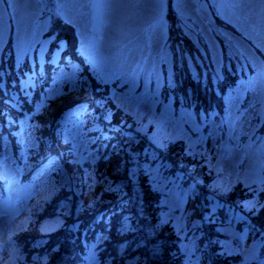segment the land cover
<instances>
[{
  "label": "rangeland",
  "instance_id": "rangeland-1",
  "mask_svg": "<svg viewBox=\"0 0 264 264\" xmlns=\"http://www.w3.org/2000/svg\"><path fill=\"white\" fill-rule=\"evenodd\" d=\"M237 3L240 7H233ZM168 4L169 0H166L162 34L155 27V0H39L38 4L15 5L18 19L23 17L31 26L30 48L25 55L14 46V31L9 34L11 39L6 36L0 44L2 120L13 119L17 124L13 127L19 137L21 154H27L34 141L31 133L35 131L31 129L29 119L39 114L44 116L45 122L49 119V102L67 91L65 79L73 83L74 90L79 87L80 75L75 74V69H82L80 56L83 55L91 69L101 73L107 83L116 84L114 99L118 105L146 120L149 128L153 127L154 143L161 144L167 139L185 141L198 154L202 150L209 155L221 174L218 185L228 189L243 182L257 189L258 195H264V3L260 0H192V3L173 0L175 13L171 14ZM37 8L35 18H32L30 13ZM172 15L176 18V27L174 20L168 19ZM58 18L77 29L76 39L75 32ZM5 19H8L7 13ZM12 23L14 25L15 21ZM169 24L175 30L170 29ZM179 36L185 38L184 42H175ZM78 45H81L79 51ZM176 45L180 46L177 51ZM76 51L81 55L75 54ZM178 58L181 67L184 58L191 61L194 77L199 73L192 62L194 59L202 70L206 63L213 61L215 82L223 83L222 89L227 87L230 74L237 76L236 88L219 90V96L224 97L223 112L215 110L207 114L178 108L173 97L164 95L166 83L170 90L176 88ZM68 62L75 72L64 65L56 74L52 73L55 75L47 89L48 98L27 102L23 114L10 109L13 105V102L10 105L9 96L13 89L11 84L18 91L16 102L19 93L24 95L37 88L33 77ZM114 69H122L119 79L112 74ZM23 75L27 78L24 85L21 84ZM133 79L135 82L131 83ZM108 117L111 118L110 113ZM84 128V121L78 120L66 132L75 140L78 159H84L88 147ZM1 134L0 125V137ZM13 150L9 146L0 155V184L4 189L0 192V264H31L26 254L20 257L15 253L11 242L13 235L25 244L32 238L41 237L43 242L40 244L43 245L45 238L56 236L58 229L63 227L64 210L47 218L41 224L42 230L37 226L22 233L29 225L35 202L38 198L43 200L49 180L44 175L31 182L24 181L32 163L24 160L20 164ZM159 173L157 167L154 170L157 187L167 196L165 219L177 226L182 234L183 251L187 252L185 264H204L198 252L200 235L191 231L199 222L187 218L186 211V214L183 212L189 211L187 196L190 190L177 181H166ZM252 205H256V201L249 209ZM241 219L240 215L238 221ZM221 228L228 236L224 246L235 250L231 256L240 257L239 253L253 243L250 232L245 229L239 231L236 225L229 224ZM235 237L242 239L237 241ZM97 252L96 245L92 246L83 264H90L93 255L95 264H100Z\"/></svg>",
  "mask_w": 264,
  "mask_h": 264
},
{
  "label": "trees",
  "instance_id": "trees-1",
  "mask_svg": "<svg viewBox=\"0 0 264 264\" xmlns=\"http://www.w3.org/2000/svg\"><path fill=\"white\" fill-rule=\"evenodd\" d=\"M172 4L173 0H169L170 14L175 13ZM171 17L168 19L174 20L176 27V18ZM58 20L75 32L76 39L77 29L62 18ZM169 28L173 27L169 24ZM183 40L185 38L179 36L175 42ZM179 47L176 45V51ZM80 48L78 45V51ZM78 51L75 54L80 56ZM82 56L80 67L83 70L78 68L80 72L76 69L75 72L68 62L58 69L40 73L32 78L37 88L24 95L19 93L16 102L18 91L11 84L13 89L9 96L10 105L12 102L13 105L10 109L23 114L24 104L47 97V89L62 66L67 65L80 75V84L75 90L73 83L65 79L67 91L49 102L46 122L40 114L29 119L35 131L31 133L34 141L27 154H21L15 132L17 124L13 119L2 120L0 110V155L10 146L20 164L24 160L32 163L24 181L31 182L44 175L49 180L43 200L38 198L35 202L29 225L22 233L37 226L42 230L41 224L47 218L64 210L63 227L58 229L56 236L45 238L43 245L41 237L25 244L14 234L11 242L15 253L20 257L26 254L31 264H83L91 247L96 245L100 264H185L182 234L165 219L167 196L159 191L154 176L158 167L163 179L177 181L190 190L187 196L189 211L183 212L186 211L187 218L199 222L191 231L200 235L198 252L204 264H241L239 256L220 254L221 245L228 238L221 227L236 225L239 231L245 229L252 239L260 241L262 237L257 236V232L264 233V195H258L257 189L243 182L228 189L218 185L221 174L209 155L202 150L198 154L185 141L167 139L161 144L154 143L153 127L149 128L146 120L120 107L114 99L116 84L102 83L97 70L91 69ZM192 62L199 71L198 77L191 72L194 69L191 61L184 58L181 67L179 60L176 88L170 90L166 83L164 95L173 97L178 108L207 114L215 110L223 112L224 97L219 96V90L236 88L237 76L230 74L227 87L222 89L224 84L215 82L213 61L206 63L204 70L195 64L196 59ZM26 79L25 76L21 78L22 85L27 83ZM78 120L84 121L88 143L84 159L76 157L75 140L66 134ZM254 201L255 210L249 209ZM240 215L242 219L238 221ZM35 242L38 244L31 246Z\"/></svg>",
  "mask_w": 264,
  "mask_h": 264
},
{
  "label": "snow or ice",
  "instance_id": "snow-or-ice-1",
  "mask_svg": "<svg viewBox=\"0 0 264 264\" xmlns=\"http://www.w3.org/2000/svg\"><path fill=\"white\" fill-rule=\"evenodd\" d=\"M261 3H264V0H260ZM33 3H39V0H0V44H3L5 41V37L8 36L9 39L10 33L12 31L15 32V47L19 49L22 54H27V48H30V44H28V38L31 34V26L26 23L23 17H17V12L14 9L15 5H31ZM156 7L154 9L155 13V27L156 29L162 34L164 29V6L166 0H155ZM7 5L8 7L5 9L4 6ZM235 8H239V3L233 5ZM11 10V11H10ZM36 11H32L30 13L32 18H35ZM5 13H7L8 19H5ZM13 21L15 24L13 25ZM122 73V69H114L112 74L116 75L119 79L120 74ZM100 76L102 83H107L101 73H97ZM134 79L131 83H134ZM128 84L125 83V87ZM199 119V114L198 117ZM256 205H252V210H255ZM264 207V206H262ZM256 231V229H253ZM257 236L262 237L259 242L255 241L253 238V243L250 246H247L243 249L242 252L239 253L242 264H264V233L257 232ZM237 241H240L241 237H235ZM223 251L220 253L221 255H233L235 254V250L232 249L230 246L221 245ZM187 255V252H185ZM90 264H95V257L94 255L90 257Z\"/></svg>",
  "mask_w": 264,
  "mask_h": 264
},
{
  "label": "bare ground",
  "instance_id": "bare-ground-1",
  "mask_svg": "<svg viewBox=\"0 0 264 264\" xmlns=\"http://www.w3.org/2000/svg\"><path fill=\"white\" fill-rule=\"evenodd\" d=\"M189 3H192V0H189Z\"/></svg>",
  "mask_w": 264,
  "mask_h": 264
}]
</instances>
